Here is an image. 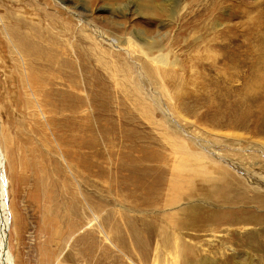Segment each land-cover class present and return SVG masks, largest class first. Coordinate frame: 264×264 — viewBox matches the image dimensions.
Returning <instances> with one entry per match:
<instances>
[{
	"label": "rangeland",
	"instance_id": "rangeland-1",
	"mask_svg": "<svg viewBox=\"0 0 264 264\" xmlns=\"http://www.w3.org/2000/svg\"><path fill=\"white\" fill-rule=\"evenodd\" d=\"M149 1L0 0L16 264H264V80L220 47L264 49V1Z\"/></svg>",
	"mask_w": 264,
	"mask_h": 264
},
{
	"label": "bare ground",
	"instance_id": "bare-ground-1",
	"mask_svg": "<svg viewBox=\"0 0 264 264\" xmlns=\"http://www.w3.org/2000/svg\"><path fill=\"white\" fill-rule=\"evenodd\" d=\"M169 1H172V0H166L165 2H169ZM264 1V0H263ZM147 2V7H145L144 9L147 10L145 11L144 13H148L150 12L151 15L153 17H158V16H161V15H165L167 13V9L163 8V7H158L156 10L155 7L154 9H152L149 4H150V1L149 0H146ZM138 6V5H137ZM139 7V6H138ZM137 7V8H138ZM262 7V12L263 14L261 16L264 15V2L261 4ZM140 8V7H139ZM138 8V9H139ZM206 8V7H205ZM142 9V8H141ZM140 9V10H141ZM172 11V10H171ZM202 11V10H201ZM135 12V11H134ZM209 14H212V13H209ZM208 15V14H207ZM260 15V14H259ZM216 24V23H215ZM256 24V23H255ZM260 24V23H259ZM263 24V23H262ZM93 27V26H92ZM256 28V27H255ZM50 32V31H49ZM258 32V31H257ZM256 32V33H257ZM94 35L96 37H100L99 35L101 34H97V30L95 29L94 30ZM255 35V34H254ZM258 35V34H256ZM260 35V34H259ZM50 36L52 37V35L50 34ZM262 36V35H260ZM256 37V36H255ZM258 37V36H257ZM48 38H49V35H48ZM103 38V37H102ZM104 39H106L104 37ZM187 39V38H186ZM264 39V38H263ZM120 39L117 38V39H107V41L110 42V45H116V46H119L118 44H121L122 42L119 41ZM195 40V39H194ZM241 40V39H240ZM43 41V40H42ZM41 41V42H42ZM234 41V40H233ZM45 42V41H44ZM108 42V43H109ZM187 42V41H186ZM50 45L51 44V41L49 42ZM48 43V44H49ZM238 43V42H237ZM244 43V42H243ZM247 43V42H246ZM130 44V43H128ZM211 44V43H210ZM245 44V43H244ZM259 44V43H258ZM185 45V44H184ZM222 45V44H221ZM257 45V44H256ZM38 50H39V55H40V59H45V61H48L49 62V57L51 56L50 52L48 53L47 51L43 50L39 45H35ZM109 46V45H108ZM209 46V44H208ZM250 46V45H249ZM115 47V46H114ZM158 45L156 44V41H145V44L142 45L141 49L140 50L142 52V55H143V58L144 60L141 62V65L145 71V74L150 78V79H153V80H164V79H167V78H173V79H179V77H177L176 74L173 73H169L164 67L166 65H173L175 63V60L173 59V56L170 55V53H166V52H163L162 49H158ZM221 47V50H225V54L224 56L222 57V61L223 62H227V63H235V62H242V63H245L246 61H251L252 64H254L253 66L255 67L256 69V73H255V78H256V81H254V83H259L261 82L262 80H264V49L262 50L261 48V52L259 53H256L252 50V48H247L244 46H241V45H231V43H225L224 45L220 46ZM110 48V47H109ZM118 48V47H117ZM255 48V47H254ZM124 49V48H123ZM259 48H257L258 50ZM48 50V49H47ZM222 50V51H223ZM255 50V49H254ZM256 50V51H257ZM53 53V52H52ZM30 54V53H29ZM43 55V56H42ZM231 55H235L236 57H233ZM34 56V55H33ZM35 58V57H34ZM35 59H38V58H35ZM55 59V58H54ZM84 59V58H83ZM201 59V58H200ZM34 60V59H33ZM158 65L160 67H158ZM171 67V66H170ZM251 68V67H250ZM120 72V71H119ZM253 83V85H254ZM255 86V85H254ZM250 88H251V85H250ZM262 90V89H261ZM176 91V90H175ZM178 91V90H177ZM178 148V147H177ZM202 169V168H201ZM225 170L222 169V168H219V171L218 173L222 176L223 179H225V175H226V172H224ZM210 180H213V179H210ZM175 184V183H174ZM174 184H172L171 186H174ZM228 186H230L228 184ZM173 188V187H171ZM175 188H177L175 186ZM174 188V189H175ZM8 202H9V199H8V182H7V178H6V174L4 172V159H3V155H2V151H1V146H0V264H16V261H15V258H14V254L12 253V250L10 248V244L8 242V235L7 233L10 231V229H12L13 231L15 230L16 231V227L13 226V222H12V217H11V211H10V207L8 205ZM175 202V201H174ZM264 202V201H263ZM177 203V202H176ZM175 203V204H176ZM173 204V203H171ZM48 212V211H47ZM47 212L45 214H47ZM50 215V214H49ZM56 215V213H55ZM54 215V216H55ZM53 216V217H54ZM58 216V215H57ZM61 216V215H59ZM67 216V215H66ZM48 218V217H47ZM45 219V218H44ZM49 220H51V218H48ZM78 219V217H77ZM96 220V218H95ZM81 221V219H80ZM12 222V223H11ZM76 222V221H75ZM79 222V220L77 221ZM98 222V221H96ZM66 225V224H65ZM68 225V223H67ZM81 225V224H80ZM72 226V225H71ZM97 226V225H96ZM70 227V226H69ZM78 227V226H77ZM67 228V227H66ZM75 228V227H74ZM72 228V229H74ZM68 229V228H67ZM71 229V227H70ZM68 229V230H70ZM76 229V228H75ZM66 230V229H65ZM14 231V232H15ZM96 237V236H95ZM94 237V238H95ZM93 238V239H94ZM97 239V238H96ZM94 239V243L95 240ZM5 240H6V243H5ZM66 240V239H65ZM87 241V240H86ZM92 241V242H93ZM65 242V241H64ZM91 242V243H92ZM66 243V242H65ZM97 244V243H96ZM96 244H93V246L91 247H94V245ZM5 245H6V248H5ZM65 245V244H64ZM86 249V248H84ZM83 253H85L83 251ZM87 253V252H86ZM79 255V254H78ZM81 255V254H80ZM77 256V254H76ZM75 256V257H76ZM86 257V256H84ZM47 259V258H46ZM44 258V261L46 260ZM74 259V258H72ZM75 260V259H74ZM73 260V261H74ZM82 260V259H80ZM67 261V260H66ZM43 262V260H42ZM83 262V260H82ZM47 264L49 262H46ZM70 263H71V260H70ZM73 263V262H72ZM84 263V262H83ZM87 263V262H86ZM74 264H75V261H74Z\"/></svg>",
	"mask_w": 264,
	"mask_h": 264
},
{
	"label": "water",
	"instance_id": "water-1",
	"mask_svg": "<svg viewBox=\"0 0 264 264\" xmlns=\"http://www.w3.org/2000/svg\"><path fill=\"white\" fill-rule=\"evenodd\" d=\"M5 243H6V240H5ZM5 248H6V245H5Z\"/></svg>",
	"mask_w": 264,
	"mask_h": 264
}]
</instances>
